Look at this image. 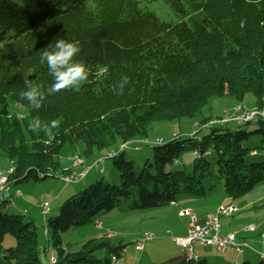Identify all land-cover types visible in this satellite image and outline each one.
I'll return each mask as SVG.
<instances>
[{"label": "trees", "instance_id": "16d2710c", "mask_svg": "<svg viewBox=\"0 0 264 264\" xmlns=\"http://www.w3.org/2000/svg\"><path fill=\"white\" fill-rule=\"evenodd\" d=\"M150 1L0 0V155L14 166L8 186L57 175L55 157L78 141L86 155L92 148L109 150L119 176L118 185L97 179L46 221L47 243L56 249L51 264H111L126 246L112 244L107 234L76 251L63 247L59 235L126 200L129 210H141L172 203L179 193L203 197V181L214 173L233 198L264 183V159L250 158L264 156L261 117L256 129L242 128L252 118L235 121L231 130V120L205 126L226 117L211 115L201 119V127L210 128L201 138L177 135L149 148L138 145L152 122L193 117L212 97L242 101L252 94L256 107L264 105V0H160L176 22L160 20L144 6ZM60 37L80 43L76 59L90 72L78 88L47 95L53 78L39 54ZM25 80L46 94L39 109L21 99ZM34 118L41 122L36 131L29 127ZM256 134L261 144L244 145ZM185 152L196 156L190 170L169 167ZM9 200L0 198V264H43L35 224L7 212ZM7 234L15 244L3 249Z\"/></svg>", "mask_w": 264, "mask_h": 264}, {"label": "rangeland", "instance_id": "374dc122", "mask_svg": "<svg viewBox=\"0 0 264 264\" xmlns=\"http://www.w3.org/2000/svg\"><path fill=\"white\" fill-rule=\"evenodd\" d=\"M144 6L154 12L162 21H177V17L171 13L168 5L160 0H152ZM242 99V101H237L228 95L212 97L202 110L193 117L152 122L146 128L145 142L148 145L143 141H140L138 145L149 148L158 143H165L177 135L199 136L201 138L210 131L208 127H201L200 122L203 117L212 115L213 117L227 116L231 118L240 112L242 113L243 109L252 110L257 106L256 99L252 94H247ZM238 106L242 107L240 111L237 110ZM260 123V118L255 116L250 123L242 125V128L253 130L260 127ZM226 126L234 130L236 122L231 120ZM260 136L256 134L250 137L244 142V145L258 146L261 144L262 137ZM159 138L160 142L156 141ZM124 145L122 144L120 147ZM109 152L107 149L92 148L86 155L82 141L66 143L55 157L59 162V168L56 170L57 175H49L42 180L29 179L8 186L11 197L5 210L9 213L21 215L24 220L33 221L39 243L44 249L41 253L43 264H51V257L56 252L55 246L51 245L50 242L47 243V236L44 232L46 221L58 214L61 204L70 196H76L97 179L119 184L118 172L111 165V161L107 156ZM195 157L192 153L185 152L178 163L176 162L169 167L190 170V165ZM250 158L252 161L263 160L264 156L259 153ZM10 166H12L11 161L0 155V173L7 174ZM214 171H216L215 167ZM70 174L76 175L78 178L66 182L63 175ZM79 174L82 175L81 178H79ZM203 185L206 189V195L203 197L179 193L174 202L154 208L129 210L130 199L126 200L115 206L111 211L100 213L93 220L83 225L70 227L68 230L62 231L59 235L61 245L70 251H76L87 240L101 237L106 232H112L113 236L110 237V242L112 244L121 242L126 246L125 255L123 256L125 257L123 258L125 259L124 264H177L194 257L196 260L205 259L206 264H238L248 259L251 263L259 262L261 260L259 255H255L253 258L251 251L259 252L261 235L264 234V183L254 186L244 196L236 198L227 196L225 190H223L222 180L217 178V173H214L213 177L204 179ZM45 202L48 204V212L43 214L40 210ZM216 202L217 204L220 202L221 205L231 203L237 205V212L232 213V215H219L217 217L223 231H235L236 236L244 237L242 239H246L253 250L246 248L242 253L235 251L221 253L209 245L194 242L191 243L194 257H187V252L174 244L172 240L177 230L180 229L179 222L183 224L185 220L184 217H179L178 211L188 205L193 206L194 210L206 211L211 209ZM219 207L220 204L212 211L216 212ZM248 224H253L255 229L253 231L245 230L244 228ZM222 229L221 232L223 233ZM147 233L155 239L145 243L144 249L137 250L134 246L136 241L139 240L141 235ZM14 244L15 240L12 235L7 234L4 237L2 247L6 249ZM94 254L101 257L103 252L96 250ZM139 256H141L140 261L136 259Z\"/></svg>", "mask_w": 264, "mask_h": 264}, {"label": "built area", "instance_id": "2783aa9c", "mask_svg": "<svg viewBox=\"0 0 264 264\" xmlns=\"http://www.w3.org/2000/svg\"><path fill=\"white\" fill-rule=\"evenodd\" d=\"M239 110V107H237ZM255 116L261 117L264 119V105L260 108L255 107L250 111H243L239 114H236L229 117H223L220 119H210L207 121L205 126L214 125V124H222L226 123L230 120H234L237 122L247 121ZM159 140V139H158ZM157 140V141H158ZM110 155V154H109ZM14 166H10L7 170V174L0 173V198H2V193L7 190L8 188V175L10 172H13ZM79 178L82 175H78ZM78 177L76 175H63V179L66 182L74 181ZM43 214L48 212V204L45 202L41 206L40 210ZM238 207L236 204H226L220 205L216 212L208 211L201 217H198L192 210L187 208H182L178 211L179 217L187 218V228L186 233L183 236H174L172 240L174 244L181 247L183 250L187 252V257H194L193 255V246L191 243L197 242L201 245H209L213 247L217 252H228V251H235L237 253H242L246 248L252 249L253 248L248 244L246 239H241L236 236L235 232H229L227 234H222L221 232V224L217 216L219 215H232V213L237 212ZM253 224H248L244 229L248 231H253L255 228ZM45 235L47 236L46 230L44 231ZM108 236L113 235L112 232L106 233ZM154 239V237L147 233L141 235L139 240L136 241L134 245L137 250H142L143 244L146 242H150ZM260 241L264 242V234L261 235ZM125 249L123 253H121L118 257L111 256V264H118L124 256ZM261 259L264 260V251H257V253ZM54 261V258H51V262Z\"/></svg>", "mask_w": 264, "mask_h": 264}, {"label": "clouds", "instance_id": "9594fccd", "mask_svg": "<svg viewBox=\"0 0 264 264\" xmlns=\"http://www.w3.org/2000/svg\"><path fill=\"white\" fill-rule=\"evenodd\" d=\"M80 52L81 45L78 41L60 37L55 39L54 42H50L39 54L40 62L47 65L53 78V83L47 89V95H55L61 91L78 88L82 83L86 82L90 69L85 61L76 59ZM123 80L126 83L128 82L127 77H124ZM25 84L26 89L21 92V99L27 100L30 106L39 109L46 98L45 92L28 83L27 80H25ZM37 122H39L40 128L41 122L38 118H34L33 122L29 124L32 131L38 129L34 126ZM52 125L57 126L58 121H53Z\"/></svg>", "mask_w": 264, "mask_h": 264}, {"label": "crops", "instance_id": "0c3cea01", "mask_svg": "<svg viewBox=\"0 0 264 264\" xmlns=\"http://www.w3.org/2000/svg\"><path fill=\"white\" fill-rule=\"evenodd\" d=\"M7 192H8V195L6 196V197H11V195H10V192H9V190H8V188H7V190H6ZM220 202H222V201H220ZM219 202V204L221 205V203ZM219 204H217V202L216 203H214V205H213V207L211 208V209H207L206 211L205 210H194V208H193V206H190V205H188V206H186V207H182V208H187V209H190V210H192V212H194L196 215H198V217H201V216H203L204 214H206V212H208V211H212V209L213 208H215L217 205H219ZM213 212V211H212ZM98 224H100V223H98ZM179 227H180V229L179 230H177V233H175V235L174 236H183V235H185V233H186V228H187V218H185V220H184V222H183V224H180V222H179ZM223 228V227H222ZM221 228V229H222ZM222 231H223V229H222ZM229 232H231V230H227V231H223V233L222 234H227V233H229ZM232 232H235V231H232ZM106 233H108V232H106ZM153 234V233H152ZM111 236H113V235H111ZM111 236H109V237H111ZM173 236V237H174ZM238 238H244V237H241V236H239ZM155 239V238H154ZM153 239V240H154ZM152 240V241H153ZM174 242V241H173ZM121 243V242H120ZM147 243V242H146ZM261 243V248H260V250L259 251H264V242H260ZM144 245V244H143ZM144 247H145V245L143 246V248L142 249H144ZM125 251H126V247H125ZM244 252V251H243ZM252 252V254H253V258L255 257V255H258V254H256V252H253V251H251ZM194 253V252H193ZM125 255V254H124ZM52 258V257H51ZM123 258H125V257H123ZM123 258H121V260H120V262L118 263V264H124V262H125V259H123ZM253 258H250V259H253ZM138 261H140L141 260V256H139L138 258H136ZM237 264V263H236Z\"/></svg>", "mask_w": 264, "mask_h": 264}, {"label": "water", "instance_id": "95a60500", "mask_svg": "<svg viewBox=\"0 0 264 264\" xmlns=\"http://www.w3.org/2000/svg\"><path fill=\"white\" fill-rule=\"evenodd\" d=\"M7 195H8V192H7V191H4V192L2 193V198L6 197Z\"/></svg>", "mask_w": 264, "mask_h": 264}]
</instances>
